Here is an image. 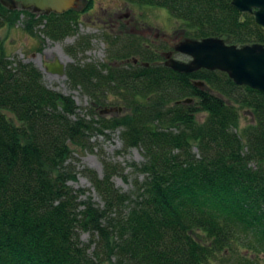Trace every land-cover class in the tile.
I'll use <instances>...</instances> for the list:
<instances>
[{
  "label": "trees",
  "instance_id": "1",
  "mask_svg": "<svg viewBox=\"0 0 264 264\" xmlns=\"http://www.w3.org/2000/svg\"><path fill=\"white\" fill-rule=\"evenodd\" d=\"M94 1L38 16L0 0V27L23 22L30 36L61 42ZM125 1L167 9L187 39L264 45V27L231 0ZM143 43L115 41L112 62L66 66L71 87L91 100L84 116L34 63L0 48V264H211L240 248L247 253L232 264H264V93L221 71L177 72ZM89 48L81 38L66 51ZM110 105L125 114L108 118ZM241 108L253 123L240 132ZM117 130L124 148L143 153L133 189H118L125 169L104 162L102 177L82 172L102 205L83 200L67 186L78 174L72 147L91 149L94 136Z\"/></svg>",
  "mask_w": 264,
  "mask_h": 264
},
{
  "label": "rangeland",
  "instance_id": "2",
  "mask_svg": "<svg viewBox=\"0 0 264 264\" xmlns=\"http://www.w3.org/2000/svg\"><path fill=\"white\" fill-rule=\"evenodd\" d=\"M85 4V0H75L74 8L82 9ZM18 9H21L20 5ZM29 11L38 16L43 14V12H35L32 8ZM119 15H122V18ZM126 15H128L127 18ZM178 30L182 31L181 22L165 8L140 6L125 0H95L93 6L82 14L76 35L67 37L61 42L52 41L49 38L44 39L40 31H37L38 36L32 37L24 30L23 22H20L13 28L0 27V48L11 59L34 63L43 73L45 84L51 89L71 96L78 105V113L84 116L91 107L90 98L80 89L72 88L67 76L49 73L45 69L46 61L60 58L66 66L78 62L82 64L112 62V42H128L133 37H138L139 41L144 42L143 45L146 44L150 48V51L154 49L160 55L173 52V58L189 62L191 60L189 57L175 52L176 45L187 39L178 33ZM81 38L90 41V48L84 53L74 52L76 53L74 56L68 54L66 48L74 46ZM131 59L134 58L131 57ZM165 60L167 62V58ZM109 108L112 109L111 112L103 113L108 118L116 115L121 117L125 114L123 110H119V105H110ZM239 112L238 130L241 132L253 123V117L247 109L241 108ZM205 117V113H199L197 120L201 123ZM120 132L121 130H117L108 132L107 135L94 136L91 139V149L83 150L72 147L73 157L70 162L78 174L75 179L67 182V186L75 191H84L83 200L93 197L95 202L102 205L91 182L82 175V172L93 171L102 177L104 162L125 169L127 179L123 176H115L113 182L122 192L132 191L136 175L131 165L142 163L144 157L139 148H124ZM90 239L89 233L81 232V240L85 244H88ZM246 253L243 248H240L237 253H228L226 256L218 255L211 264H232L239 254L244 256ZM257 257L264 262V254L257 255Z\"/></svg>",
  "mask_w": 264,
  "mask_h": 264
},
{
  "label": "water",
  "instance_id": "3",
  "mask_svg": "<svg viewBox=\"0 0 264 264\" xmlns=\"http://www.w3.org/2000/svg\"><path fill=\"white\" fill-rule=\"evenodd\" d=\"M232 5L242 13H250L256 22L264 27V0H231ZM75 0H1V3L16 10L33 9L35 12L49 14L64 13L74 8ZM175 52L189 57V62L173 58V52L166 54V64L181 73H193L201 69L225 72L239 86H248L264 93V45L247 44L237 46L228 44L222 38L186 39L175 47ZM45 69L54 75L66 76V65L56 58L46 61ZM203 86V82H197ZM187 99L185 103H191ZM106 110L105 112H109Z\"/></svg>",
  "mask_w": 264,
  "mask_h": 264
},
{
  "label": "flooded vegetation",
  "instance_id": "4",
  "mask_svg": "<svg viewBox=\"0 0 264 264\" xmlns=\"http://www.w3.org/2000/svg\"><path fill=\"white\" fill-rule=\"evenodd\" d=\"M120 18H122V15H119ZM126 18L128 17V15L125 16Z\"/></svg>",
  "mask_w": 264,
  "mask_h": 264
},
{
  "label": "bare ground",
  "instance_id": "5",
  "mask_svg": "<svg viewBox=\"0 0 264 264\" xmlns=\"http://www.w3.org/2000/svg\"><path fill=\"white\" fill-rule=\"evenodd\" d=\"M54 60H55V59H54ZM54 60H53V61H54ZM50 62H52V61H50ZM38 63H39V62H38ZM39 64H40V63H39ZM40 65H41V64H40ZM40 65H39V66H40Z\"/></svg>",
  "mask_w": 264,
  "mask_h": 264
}]
</instances>
